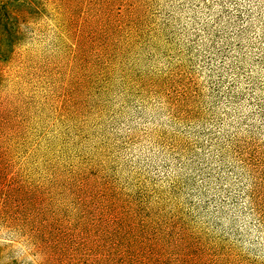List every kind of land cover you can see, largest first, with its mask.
<instances>
[{
  "label": "rangeland",
  "instance_id": "1",
  "mask_svg": "<svg viewBox=\"0 0 264 264\" xmlns=\"http://www.w3.org/2000/svg\"><path fill=\"white\" fill-rule=\"evenodd\" d=\"M0 264H264V0H0Z\"/></svg>",
  "mask_w": 264,
  "mask_h": 264
}]
</instances>
